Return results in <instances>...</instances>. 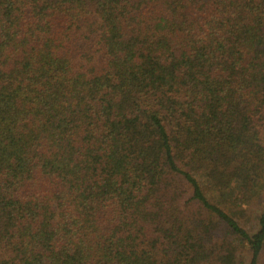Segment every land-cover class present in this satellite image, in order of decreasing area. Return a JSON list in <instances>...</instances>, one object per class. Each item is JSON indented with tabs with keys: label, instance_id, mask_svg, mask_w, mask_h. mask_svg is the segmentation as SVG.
<instances>
[{
	"label": "trees",
	"instance_id": "1",
	"mask_svg": "<svg viewBox=\"0 0 264 264\" xmlns=\"http://www.w3.org/2000/svg\"><path fill=\"white\" fill-rule=\"evenodd\" d=\"M263 195L264 0H0V264H260Z\"/></svg>",
	"mask_w": 264,
	"mask_h": 264
},
{
	"label": "rangeland",
	"instance_id": "2",
	"mask_svg": "<svg viewBox=\"0 0 264 264\" xmlns=\"http://www.w3.org/2000/svg\"><path fill=\"white\" fill-rule=\"evenodd\" d=\"M203 182H205V180H203ZM262 203L263 201L261 202L260 200L253 202L247 209V214H246L245 219L243 221L241 220V222L245 225V227L248 230H251L254 227L256 228V223H255L254 218L261 211ZM244 252H245L244 254H245L246 261H247L250 255L247 249H245ZM260 261H261L260 264H264V252L261 256Z\"/></svg>",
	"mask_w": 264,
	"mask_h": 264
}]
</instances>
